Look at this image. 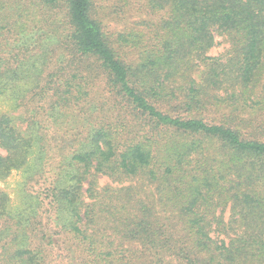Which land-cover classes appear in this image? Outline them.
<instances>
[{
    "label": "trees",
    "instance_id": "1",
    "mask_svg": "<svg viewBox=\"0 0 264 264\" xmlns=\"http://www.w3.org/2000/svg\"><path fill=\"white\" fill-rule=\"evenodd\" d=\"M98 1L0 0V264H264V0Z\"/></svg>",
    "mask_w": 264,
    "mask_h": 264
},
{
    "label": "rangeland",
    "instance_id": "2",
    "mask_svg": "<svg viewBox=\"0 0 264 264\" xmlns=\"http://www.w3.org/2000/svg\"><path fill=\"white\" fill-rule=\"evenodd\" d=\"M98 4L100 6H106V7H112L114 5L117 4V0H99ZM112 11V10H111ZM132 14L134 15V17H132L131 19L136 20L137 17L139 18L138 13L133 11ZM107 24L111 25L112 27H121V22L120 20H107ZM112 29V28H111ZM217 39L222 42L220 44H216L214 47H212L207 55L210 56H220V55H225L226 50L228 48V44L223 40L224 38L222 36H217ZM224 95V94H223ZM231 96V95H230ZM235 99L232 98L229 100V102H231V109H234L236 107L235 104ZM0 110L2 111H12V104L11 102L8 101H2L0 100ZM12 113H17V112H12ZM252 113V115L255 118H259L260 116L262 117V112H260L259 110L257 111H252V109L250 107L246 108L244 111L241 112V115L243 117H247L249 116V114ZM25 176L26 173L22 172V171H13L9 176H7L6 178H4L3 180H0V187L3 191H5L11 198V203H13L14 207H17L18 205H20V202L22 200V196H24V186L23 183L25 181ZM98 182L100 186H106V185H112V186H120L117 183H114L109 177L107 176H102L99 175L98 176ZM86 187V186H85ZM84 187V188H85Z\"/></svg>",
    "mask_w": 264,
    "mask_h": 264
}]
</instances>
